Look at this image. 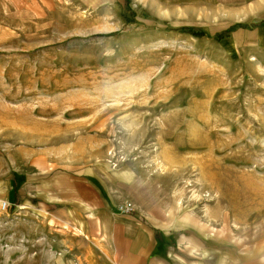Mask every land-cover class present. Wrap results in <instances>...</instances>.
<instances>
[{
	"label": "rangeland",
	"instance_id": "374dc122",
	"mask_svg": "<svg viewBox=\"0 0 264 264\" xmlns=\"http://www.w3.org/2000/svg\"><path fill=\"white\" fill-rule=\"evenodd\" d=\"M117 1L0 0V264H80L44 202L74 175L186 235L173 264H264V52Z\"/></svg>",
	"mask_w": 264,
	"mask_h": 264
},
{
	"label": "crops",
	"instance_id": "0c3cea01",
	"mask_svg": "<svg viewBox=\"0 0 264 264\" xmlns=\"http://www.w3.org/2000/svg\"><path fill=\"white\" fill-rule=\"evenodd\" d=\"M124 1L125 9L137 10L139 16H145L150 2ZM152 8L160 23H184L189 28L202 25L207 29L201 35L215 32L213 37L234 49L252 47L264 52V0H152ZM193 10L201 16L196 17ZM218 10L219 14L208 17L210 11ZM250 22L255 26L246 27ZM190 33L195 36L199 32ZM38 176L29 175L31 180ZM69 182L64 193L50 195L44 202H56L59 219L78 230L73 249L80 264H173L179 242L188 241L186 235L178 239L174 231L117 212L116 203L95 178L74 175Z\"/></svg>",
	"mask_w": 264,
	"mask_h": 264
},
{
	"label": "built area",
	"instance_id": "2783aa9c",
	"mask_svg": "<svg viewBox=\"0 0 264 264\" xmlns=\"http://www.w3.org/2000/svg\"><path fill=\"white\" fill-rule=\"evenodd\" d=\"M11 207V203L7 200H3L0 202V210H8ZM122 212L130 213L132 207L130 204L122 205L118 207ZM118 209V210H119Z\"/></svg>",
	"mask_w": 264,
	"mask_h": 264
}]
</instances>
